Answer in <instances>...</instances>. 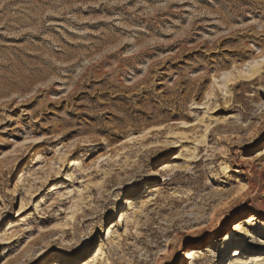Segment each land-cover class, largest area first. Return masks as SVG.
<instances>
[{"label": "rangeland", "instance_id": "rangeland-1", "mask_svg": "<svg viewBox=\"0 0 264 264\" xmlns=\"http://www.w3.org/2000/svg\"><path fill=\"white\" fill-rule=\"evenodd\" d=\"M258 68L264 0H0V264H229L248 220L264 240V69L237 79Z\"/></svg>", "mask_w": 264, "mask_h": 264}, {"label": "bare ground", "instance_id": "bare-ground-1", "mask_svg": "<svg viewBox=\"0 0 264 264\" xmlns=\"http://www.w3.org/2000/svg\"><path fill=\"white\" fill-rule=\"evenodd\" d=\"M264 68H258L256 70H253L249 76H242V75H238V78L237 79H240V78H246V79H250L252 78L253 76H255L256 74L260 73L261 70H263ZM121 197L118 198V200H116V204L121 202ZM124 201V200H123ZM122 201V202H123ZM213 220V221H212ZM216 220H214L213 216L210 217V222H209V226H211L210 228H213V223H216L215 222ZM251 221V220H250ZM250 221H244L242 223H235L234 224V228L232 229V233L228 234L227 237L224 239L226 240L227 238H234L235 236V233L237 232L238 233V237L241 238V241H245L247 242L246 240L249 238H252L253 240H256V241H251L249 240V244H252L250 246H245L244 244H242V248L243 249H246L244 250L242 253L240 254H234L231 256L230 258V263L229 264H264V250L263 249H260V250H256V248H259L260 245L262 247H264V240H261V239H256L254 238L253 236L255 234H257V230H251V229H246L244 230V228L242 226H245L246 223H250ZM210 228L209 227H206L204 229H200V230H197L195 231L194 234H191L192 237H198L200 236V234H204V237L206 236H209L208 234H210ZM242 233V234H239V233ZM264 235V234H263ZM13 240L15 239H9L4 242L5 245H10L12 242H14ZM258 254V255H257ZM224 256V255H223ZM223 256H221L223 258Z\"/></svg>", "mask_w": 264, "mask_h": 264}, {"label": "snow or ice", "instance_id": "snow-or-ice-1", "mask_svg": "<svg viewBox=\"0 0 264 264\" xmlns=\"http://www.w3.org/2000/svg\"><path fill=\"white\" fill-rule=\"evenodd\" d=\"M200 107H203V105H200ZM187 126V125H186ZM33 142H35V141H33Z\"/></svg>", "mask_w": 264, "mask_h": 264}]
</instances>
